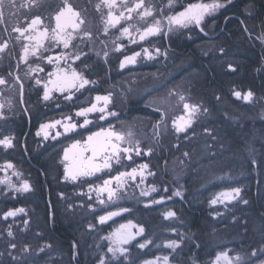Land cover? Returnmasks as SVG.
I'll return each instance as SVG.
<instances>
[{
    "label": "rangeland",
    "instance_id": "1",
    "mask_svg": "<svg viewBox=\"0 0 264 264\" xmlns=\"http://www.w3.org/2000/svg\"><path fill=\"white\" fill-rule=\"evenodd\" d=\"M235 1L238 0H219L225 7L230 4L231 9L234 8ZM240 1L243 2L242 8L246 9L243 21L245 26L248 25L249 30L247 27L246 29L252 34L254 43L252 41L251 43L257 48L260 66L264 69V16L254 18L256 11L250 5V1ZM202 2L211 3L212 0H202ZM217 15H219L218 12L205 17L202 23L203 26H207L208 38L201 36L199 32L198 41L190 46L194 41L195 31L191 28L193 24L179 29L181 39L178 42L183 52L186 51L184 46L188 45L192 52L197 53L198 58L205 60L203 65L212 63L216 67L220 66L224 72L230 73L229 65L234 68L233 65L230 61L219 60V58L224 55L225 49L235 51L236 55L239 54L236 51L248 45L247 36L241 30H237L234 35L227 36L225 40L220 37L214 40L213 30L218 21ZM157 48L160 49V54L156 53ZM139 52L141 55L137 57L134 64V75L122 83L127 97L116 96L106 108L109 112H115L116 115L111 116L105 113L106 118L110 120L100 119L108 121V128L111 126L115 131L123 133L126 141L131 140V145L127 142L120 144L121 148L133 147L131 159L127 158L128 154L121 152L119 162L113 159L110 168L89 177H80L76 181L66 180L67 161L64 160V152L69 149V146L55 143L57 135L51 134V128L44 129L42 133L44 135L48 133V136L41 139H45L43 143H49V145L46 147L41 145V152L47 154L45 160L47 165L40 169L46 178L45 185L52 188L49 193L46 192L42 179H40L42 183L37 181L39 177L35 168H29L28 166L32 165L28 161L27 164L23 162V155L17 143L20 132L17 129L7 131L0 129V140L6 137L12 140V147L0 146V180L7 177L16 187L24 181L31 186L29 192H16L7 184H0V258L15 257L17 264H68L67 257H73L74 262L80 264H99L102 257L106 264H144L146 260L168 256L170 264H214L216 255L221 251H227L232 257L240 255L247 264H260V261L264 260V253H262L264 250L261 249L262 247L264 249V238L258 236L261 244L260 248L257 247L258 251L260 250L257 256L251 255L253 251L248 249L249 240L247 249L244 250L241 246L247 240L241 237L244 231L255 230L257 233L256 229H259L264 233V224L258 225L260 220L264 221V174L261 168H256V158L264 157L263 152H259L258 149L251 150L242 157L236 156V151L221 154V150L225 148L228 150V146L224 143L222 133L214 127L216 117L214 116V120L211 121L208 117L210 113L204 111L205 107L202 104L205 103H200V98L201 100L202 96L205 98V94L200 97L201 91L198 90L197 94L191 91V81L194 80V76L197 77L198 73L195 69L196 63H192L185 57L175 56L174 53L170 54L166 49L159 47L152 46L149 49L154 57L151 60L147 59L144 52ZM232 55L231 52L230 56ZM217 61L219 65H216ZM241 77L245 78L241 75L237 84L240 83ZM227 79L229 80L228 77ZM244 84L245 81L242 82V89H245ZM237 91L241 92L242 96L248 93L246 90L232 92L231 105L234 108L229 109L227 117L235 118L240 114L244 123L251 120L264 121V88L259 96L253 94L251 101L236 98L234 93ZM173 92L176 94L171 95ZM195 94L197 97H194ZM180 95L185 97V102L199 105L201 109L192 127L184 133H176L172 123L176 118L186 115L183 102L179 99ZM231 95L228 96L226 93L221 95L212 90L207 96L212 103L219 106L221 102H226L225 97H228L227 101L231 100ZM95 99L96 97L92 98V101L94 102ZM127 103L144 106L137 107L135 111L138 114H136L135 111L130 110ZM73 116L76 118L71 121H78L79 116L76 114ZM87 116L93 123L95 116L90 114ZM100 120L98 121L101 122ZM80 125L78 127L82 135L88 137L89 124L84 127ZM245 126L236 127L239 129L238 136L243 134L240 129ZM251 126H249L250 129L254 127L251 128ZM255 130L256 135L260 137V133L258 134L257 129ZM129 133H131L130 137ZM136 145L141 149L140 155L135 153ZM31 149L32 152H30ZM27 150L32 157L34 149L30 144L27 145ZM149 150L151 155H146L145 153ZM245 156L252 164V171L226 173L228 169L225 168L230 158ZM221 160L225 163L222 166L213 163V161ZM8 164L14 167L7 168ZM141 164L148 165L143 173V182L138 174L135 180L124 178L123 186H117L115 176L120 172H131L133 168L139 170ZM14 172L20 175H14ZM149 172L154 175H149ZM109 179H112L110 187L116 190V195L111 201L108 200L107 192L101 194L99 198L97 196L99 187ZM184 182H187L188 186L183 185L181 191L188 188V192L182 191L181 197L176 196L175 188ZM207 183L209 186L212 185V188L215 184L218 191L214 193L208 190L203 194L209 199L205 203L204 219L207 220L202 227L193 222L191 226L186 223L183 202L186 201L185 198H188L189 202L197 204L198 207L199 192L207 188ZM153 186L157 191L149 196L141 195L142 190L146 191ZM237 187L241 189V193L236 200L230 203L225 201L218 202L216 205L211 204V200L221 193ZM250 187H253V190ZM196 188L197 193H194ZM99 199H103L105 203H99ZM154 200L163 202L153 203ZM244 200H247V204L243 203ZM260 205L263 208H260ZM19 208H23L24 213L4 219L8 211ZM123 208H127L128 211L112 217L104 224L99 223L100 216ZM169 211L174 212L175 216L165 218ZM24 221H28L27 225ZM129 221L137 225L136 229H132L133 232H136L139 227H143L144 232L129 244L124 245L128 249L126 256L113 258L108 252L110 241L106 237L121 224H128ZM9 231L12 232V236L8 235ZM146 240L152 242L143 249L139 248L138 244ZM169 240L178 241L180 247L175 250L164 247ZM12 244L16 245L14 249L11 247ZM42 248L43 251H41Z\"/></svg>",
    "mask_w": 264,
    "mask_h": 264
},
{
    "label": "flooded vegetation",
    "instance_id": "2",
    "mask_svg": "<svg viewBox=\"0 0 264 264\" xmlns=\"http://www.w3.org/2000/svg\"><path fill=\"white\" fill-rule=\"evenodd\" d=\"M158 1L159 0H145L146 6L151 5L156 10L155 17H148L146 20H141L136 13H133L132 20L121 21L120 25L116 28H112L105 23L109 9L101 3V0H68V2L80 12L84 20V23L81 25V30L74 34L75 38L71 41L69 48L65 49L62 44L56 45L50 38L46 39L43 47L37 52V55L33 56L29 54L27 63H25L22 59L24 55V46L29 45L31 49L34 42L25 39L29 33H25V37H20L19 33L14 32L12 29L14 27L25 28L31 23L32 19L39 17L42 21V24L38 26L39 29L42 31L47 28L49 30V36H51V31L55 28L56 23L54 16L63 6V0H15L16 7H9L8 0H5L4 18L3 21L0 22V45L7 42L8 46L4 52L0 53V77L6 79L7 84L0 85V103L4 104L3 109L0 110L3 113V118H0V129L6 131L8 129H17L18 132H20L19 134L17 133V143L23 155V162L27 164L28 161L32 166H27L31 169L35 168L34 170L39 177L37 181L41 182L40 179H42L43 185H45L46 178L43 176L44 173L41 169H43L42 166L47 165L45 163L47 154L46 152H41V145L46 147L49 143H43L45 139H41V137L45 136L42 133L41 125H55L54 127H50L52 135H57V133H59V135L56 136V138H58L55 143L68 145L69 148H71L72 144L76 143V141L83 143L87 137L82 135V131L78 126L84 122L85 118L88 119V116H79L76 122L70 121L71 123L77 124V128L65 132L64 125L69 123L67 118L71 117V120L76 118L73 116L74 114L82 109L90 108L93 104H96L98 108L104 104L103 101L98 102L96 99L93 102L92 98L94 97L110 96L111 101L116 96L127 97L122 83L134 75L135 65L129 64L122 69L120 63L126 56H132L139 51L143 52L144 48L149 50L152 46L159 47L166 49L170 54L174 53L175 56L183 57L185 55L187 60L196 63L195 69L197 68V63L199 61L197 53L195 51L192 52L186 44V46H184L186 51L184 52L182 47L179 46L178 41L181 39L179 29L168 32L165 27L164 32L160 35L149 36L143 41H137L139 38L137 29L143 31L154 18L163 19L160 15L161 9L163 10L164 16L172 15L183 10L188 3H194L198 0H175L171 8L167 6L168 4L164 5L163 3H168V0H161L163 1L162 3ZM248 1H250V5L256 11V13L254 12V18L263 17L264 0L258 2L257 0ZM117 3L121 4L123 0H117ZM127 3L131 5L134 3V0H127ZM234 3V8L232 9L230 4H228L227 7L217 11L219 15L216 16L218 21L213 30L214 40L219 37L225 40L227 36H232L235 34V31L241 30L247 36L248 45H244L240 48L242 53L246 55L245 48L255 50L257 48L252 44L254 40H252V34L248 31V25L245 26L243 21V17L246 15V9L241 6L243 2H239L238 0ZM97 5H99V10H97ZM119 10L114 9L113 11L118 15ZM255 24H257V22ZM128 25L134 26L131 28V39L122 36L120 31L123 27ZM106 27H108L107 34L104 32ZM201 27L203 31L200 30ZM191 28L192 31L194 29L195 33H193L194 41L190 46L198 41L199 32L201 36L209 37L208 30L206 29L207 26L202 25L197 27L194 25ZM69 31H71V29H69ZM84 33H90L91 35L87 36ZM134 34H136L135 37ZM132 39L136 42L133 43ZM117 46L120 47V51L116 50ZM191 48L193 49V47ZM223 52H225L224 61L228 60L232 64L233 58H231L230 54L232 52L233 56L236 55L235 51L225 49ZM105 53L107 55H105ZM76 55H79L80 59L75 60ZM50 56H66L67 58L62 59L57 65L55 62L51 64L48 63L47 58ZM233 62H236V59H234ZM40 69H43V71ZM58 69H66L68 71L75 69L90 82L85 85L84 88H80L79 90L73 89L71 91V100L66 99L69 92L61 93L58 91H52L50 93V99L44 100V84L50 79L48 74ZM17 76L19 77V82L15 79ZM37 80H40L41 83L37 84ZM21 84L23 85L22 91ZM197 85V77L194 76V80L191 81V91H195L196 94L198 92ZM49 87L52 86L49 85ZM196 94L194 97H197ZM231 98L233 99V93ZM127 105L130 106L129 108L131 111H135L137 107L144 106L135 103H127ZM108 112L109 110H106L105 113ZM135 112L138 114L137 111ZM105 113L99 111L89 113L95 116L93 118V123H89V129L87 130L90 132V135L93 132L100 131L101 128H108L107 123L110 119H104L108 121L100 120V117ZM13 115L17 116L14 117ZM58 119L61 122L60 124L55 123V120ZM38 133L40 136H38ZM28 144L34 149V152L31 154L32 157L27 150ZM37 150L38 153L36 154ZM61 151L62 150H60V152ZM30 152H32V149ZM50 157L54 158V156ZM183 185L186 187L188 186L187 182L181 183L175 188V192H188V188L181 191ZM164 186L169 187L167 185ZM44 188L46 192L51 193L50 190H52V188L49 185H45ZM194 193H197V188L194 189ZM183 203L187 207V203ZM191 204L195 208L192 222L197 225V204ZM260 208H263V206ZM261 224H264V221L260 220L259 225ZM262 238H264V233Z\"/></svg>",
    "mask_w": 264,
    "mask_h": 264
},
{
    "label": "snow or ice",
    "instance_id": "3",
    "mask_svg": "<svg viewBox=\"0 0 264 264\" xmlns=\"http://www.w3.org/2000/svg\"><path fill=\"white\" fill-rule=\"evenodd\" d=\"M101 3L106 6L109 11L107 13V19L105 21L107 26L112 28H116L121 24V21L132 20L133 13H136L139 19L146 20L148 17H155V9L153 6L145 5V0H134V3L129 5L127 0H123V3L118 4L117 0H101ZM175 0H168V7L171 8ZM6 6L5 0H0V22L3 21L4 18V8ZM9 7H16L15 0H8ZM225 7L223 3H220L219 0H212L211 3L205 2H195L188 3L183 10L178 11L172 15L164 16L163 10H160V15L163 19L154 18L153 21L148 24L147 27L140 31L137 29L139 33V40L143 41L149 36L160 35L164 32L165 27L168 32H172L174 29L187 28L189 25H195L200 27L205 20V17L212 16L219 9ZM114 9H123L119 10V14L117 15L114 12ZM97 10H99V5H97ZM142 10V11H141ZM127 13V14H126ZM55 28L51 31V36H49V30L47 28L42 31L39 29V25L42 24V21L39 17H36L31 20V23L28 24L25 28L14 27L12 30L14 32L19 33L20 37H25V33H29L28 36L25 37L30 42H34V45L29 47V45L24 46V55L22 57L23 61L27 63V58L29 54L35 56L37 52L43 47L44 41L46 39H51L55 42L56 45H63V48L67 49L70 46L71 41L75 38L74 34L81 30V25L84 23V20L81 17V14L78 10H76L68 0H63V6L56 12L55 16ZM133 25H128L123 27L121 31L122 36L132 38L131 28ZM71 29V31H69ZM203 31V28L200 29ZM108 27L105 28L104 32L107 34ZM87 36H90V33H84ZM19 38V37H18ZM132 42L136 41L132 39ZM7 42L0 45V53L4 52L7 48ZM117 51H120V47L117 46ZM144 54L147 59H154L152 54L149 52L147 48L143 49ZM156 53L160 54V49H156ZM105 55H107L105 53ZM141 55L140 52L134 53L132 56H126L123 61L120 63V67L123 69L129 64H135L137 57ZM66 56H56V57H48L47 61L49 64L56 63L57 65L60 63L62 59H66ZM80 59L79 55L75 56V60ZM74 62V61H73ZM230 70L235 71L234 68L229 65ZM43 71V69H40ZM50 79L46 84H44V94L43 99L49 100L50 93L52 91L58 92H69V95L66 99L71 100L72 95L71 91L73 89L79 90L80 88H84L85 85L89 84V80L86 79L81 73L77 72L75 69L68 71L66 69H58L55 72H50ZM54 77V78H52ZM16 81L19 82V77H15ZM37 84H40L41 81L37 80ZM7 80L3 77H0V85H6ZM51 85L52 87H49ZM23 85L21 84V91ZM173 92L171 95H175ZM236 98L243 99L245 101H251L252 92L249 91L247 94L243 95L241 92L237 91L234 93ZM181 102H183V109L186 115H182L175 120H173V127L176 133H184L189 128L192 127L196 115L201 111L199 105L190 104L185 102V97L183 95L179 96ZM96 100L103 101L104 104L101 107H97L96 104H93L90 108H85L76 113L77 116L87 117V114L99 111L101 113L106 112V108L108 103L111 102L110 96H97ZM4 104L0 103V110H2ZM204 111H207L205 109ZM108 115L115 116V112H108ZM163 117V113H162ZM0 118H3V113L0 111ZM69 123L64 125L65 132L72 131L77 128V124L71 123V117L67 118ZM100 119H106L105 115H102ZM56 124H60V121H56ZM90 121L85 118L84 122L80 127H84L89 124ZM54 124H46L41 125V130L54 127ZM39 135V133H38ZM59 135V133H57ZM129 137L131 133L128 134ZM48 133H45V138H47ZM127 142L131 145V140H125V135L123 133L115 131L111 126L108 129L101 128L100 131L93 132L91 135L87 137V139L81 143L80 141H76V143L72 144L71 148L66 149L64 152V160L67 161L65 165V179L76 181L80 177H89L97 172H101L104 169H108L111 167V161L116 159V162H119L120 153H126L127 158L131 159V153L133 151V147H124L121 148L120 144ZM0 146L4 148L12 147L11 138H4L0 140ZM136 155H140L141 149L138 145L135 146ZM146 155H151V150H149ZM187 155V153H185ZM12 164H8L7 168H13ZM148 168L147 164H141L139 166V170L137 168H133L131 172H120L117 176L114 177L117 182V186H123L124 178H131L135 180V177L139 174L141 176V182H143V173L144 170ZM14 175L19 176L20 174L17 172L13 173ZM149 175H154V173L149 172ZM0 184H7L9 188L13 189L16 192H29L31 191V186L27 181L21 183L19 187L13 185L7 177L3 180H0ZM112 184V179L105 180L103 186H100L97 191V196H99L105 192L108 194V200L111 201L112 198L116 195V190L110 187ZM157 191V189L153 186L148 190L141 191L142 196H149L151 193ZM167 191V189H165ZM241 189L233 188L228 192L221 193L215 199L211 200V204L216 205L219 203H224L225 201L231 202L232 200H236L240 197ZM176 196H181L182 193L180 191L175 192ZM91 199V196H89ZM162 200H154L153 203H162ZM99 203L104 204L105 201L103 199H99ZM243 203L247 204V200H244ZM23 208L10 210L4 215V219L7 220L9 217H16L20 213H24ZM127 208L120 209L119 211L109 212L107 215L99 217V223L104 224L107 220L112 219L114 216L121 215L122 212H127ZM175 216V213L169 211L166 213L165 218H172ZM25 225H27L28 221H24ZM137 225L132 224L129 221L128 224H121L118 229H116L113 233H111L106 239L110 241L108 246V252L112 254L113 258H117L118 256L124 257L128 253V249L124 247V245L129 244L132 240H135L138 235H142L144 232L143 227H139L136 232H133L132 229H136ZM9 236H12V232L9 231ZM152 241L146 240L144 243H139L138 247L143 249L147 246V244ZM159 246V245H157ZM11 247L14 249L16 247L15 244H12ZM164 247L175 250L180 247V243L176 240H169ZM27 250V249H25ZM44 249L42 248L41 251ZM252 256H257V251H253L251 253ZM15 259V257H13ZM99 264H106L105 259L102 257L99 260ZM144 264H170L169 257H156L154 260H146ZM214 264H247V262L240 255H236L232 257L229 255L227 251L219 252L216 257ZM260 264H264V260L260 261Z\"/></svg>",
    "mask_w": 264,
    "mask_h": 264
},
{
    "label": "trees",
    "instance_id": "4",
    "mask_svg": "<svg viewBox=\"0 0 264 264\" xmlns=\"http://www.w3.org/2000/svg\"><path fill=\"white\" fill-rule=\"evenodd\" d=\"M258 1L260 0H257V2ZM245 52L246 55H244L241 52V50H238L237 53L239 54L231 56L233 60L236 59V62H233L232 60V65L235 71L231 70L230 73L224 72V70L221 69L220 66L216 67L215 64L212 63L203 65L202 63L205 60H201V57H199V61L197 63V68H196V71H198L197 88L199 91H201L200 97L205 94V98L204 96H202V100L200 98V103L202 102L205 103L202 105H204L205 109H207V113H210V116L208 117L211 121L214 120V116L216 117L214 120V127L220 133H222V136L224 138L223 140L225 141L224 143L228 146V150H226V148L224 149L225 151L221 150L222 151L221 154H228L236 151L237 152L236 156L239 157H242L243 154H247L251 150H256V149H258L259 152H263L264 154V121L254 122L255 120H251L247 123H244L243 119L241 120L242 117L240 116V114H238V116L235 118H229L227 117L228 113L230 112L229 109L234 108L231 105L233 99L231 98V100L227 101L228 97H225L224 101L226 102H221L219 106H216L214 103L211 102L210 98L207 95H209L212 90H215V92L221 95L226 93L228 96H230L234 90H242V91L246 90L248 92L251 91L252 94L254 95L256 94L257 96H259L262 89L264 88V69L260 66L261 61L257 50L251 48H245ZM183 57H185V55ZM219 60H224V55L221 56ZM218 61L216 62V65L218 64ZM241 75H243L245 78L241 77L240 78L241 81L240 83H238L239 84L238 85L237 80ZM226 76L229 78V80L227 79ZM244 81H245L244 84L245 89H242L243 88L242 82ZM246 84H247V88H246ZM239 112H241V110ZM251 124L253 125L251 126ZM241 125L243 126L247 125L248 127L245 126L244 128H241L240 131H242L241 133L243 134L238 136L239 134L237 133V131H239L238 128ZM249 126H251V128L254 126L253 128L257 129V133L258 134L260 133L259 134L260 137L256 135L255 133L256 130L253 128L250 129ZM252 144L256 146H251ZM239 157L230 158V162L227 163L225 168L228 169L226 173L235 174L236 172H247L249 170L250 171L253 170L252 164L248 162L246 156L243 158H239ZM256 159H257L256 168H261L264 174V157H257ZM213 163L215 165H221V166L225 164L224 160L218 162L213 161ZM240 177L243 176L240 175ZM209 184L207 183L206 184L207 188L203 191H200L198 195L200 197V200L198 207L196 208L197 209L196 216L198 218L197 222L199 227H202L204 225V222H206L207 220L204 219L205 203L209 199L208 196H205L203 194H205L208 190L218 191L215 184H213V188L212 185L209 186ZM250 189L253 190V187H250ZM185 200H186L185 202L187 203V207L184 205L185 207H183V210H184L185 218L187 220L186 223H189L192 226L193 211L195 208L192 206L191 202H189L188 198H185ZM256 230L257 233L255 230L254 231L252 230L253 232H255V235L249 238L248 249L251 251L259 252L260 250L258 251L257 247H259V245L261 244V240H259L258 236L262 238L263 233L259 229ZM248 232L251 233V231ZM200 249H202L201 244H200ZM261 249L264 250L263 247ZM262 253H264V251ZM68 260H69L68 264H80L78 262H74L73 257H67V261ZM16 262L17 259L16 258L13 259V257L0 258V264H17Z\"/></svg>",
    "mask_w": 264,
    "mask_h": 264
},
{
    "label": "bare ground",
    "instance_id": "5",
    "mask_svg": "<svg viewBox=\"0 0 264 264\" xmlns=\"http://www.w3.org/2000/svg\"><path fill=\"white\" fill-rule=\"evenodd\" d=\"M216 191H214V193H215ZM253 235H255V232H253V231H251V233L250 232H248V231H244L243 233H241V237H243V238H245V239H247L246 240V242H245V244H243V245H241L242 246V249H247V241L249 240V238L250 237H252Z\"/></svg>",
    "mask_w": 264,
    "mask_h": 264
}]
</instances>
